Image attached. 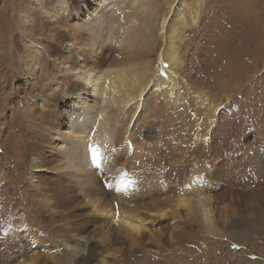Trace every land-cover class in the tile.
<instances>
[{
	"label": "rangeland",
	"instance_id": "rangeland-1",
	"mask_svg": "<svg viewBox=\"0 0 264 264\" xmlns=\"http://www.w3.org/2000/svg\"><path fill=\"white\" fill-rule=\"evenodd\" d=\"M22 1L28 12L32 0ZM90 1L92 7L100 2ZM179 2L199 15L181 46L184 67L174 85L179 105L173 106L174 96L154 98L144 117L126 120L140 160L120 153L118 142L109 162L112 174H97L100 186L89 199L74 186L70 174H75L62 172L63 158L45 142L51 139L35 130L58 122L49 118L60 114L62 99L44 89V75L26 77L13 69L11 53L24 56L25 49L12 51L9 44L5 58L0 49V264H264V0H176L174 7ZM9 8L0 0V12ZM111 55L106 53L105 63ZM224 55L238 71L220 77L213 69ZM197 96L222 105L209 115V127ZM32 145L40 149L45 168L34 184L26 176ZM197 181L212 199L207 207L212 230L199 212L180 204ZM96 199L116 213L125 209L119 205L135 203L146 236L135 241L125 234L94 261L79 256L65 262L54 245L77 233L69 224H90L92 234L105 223L92 213ZM160 211L172 216L159 219Z\"/></svg>",
	"mask_w": 264,
	"mask_h": 264
},
{
	"label": "bare ground",
	"instance_id": "bare-ground-1",
	"mask_svg": "<svg viewBox=\"0 0 264 264\" xmlns=\"http://www.w3.org/2000/svg\"><path fill=\"white\" fill-rule=\"evenodd\" d=\"M31 2L30 10L25 12L20 6L22 0H4L10 8L0 12V49L7 50L9 44L13 45L12 51L25 49L24 56L11 53L13 69L26 77L39 74L40 78L44 75L48 82L44 89H52L62 99L60 114H52L49 118L58 119V122L35 130L38 136L46 135L51 139V143L48 139L45 142L63 158L62 172L74 173L75 176L70 174L74 186L88 198L96 188L99 189L97 174L101 178L112 174L109 162L116 154L118 142L121 144L120 153L130 154L134 162L140 160L126 120L137 121L144 117L146 111L143 109L154 98L174 96L173 106L179 105L174 85L178 87L184 67L181 46L189 29L199 24L198 10H189L180 2L174 7L176 0H164V6L157 0H100L93 3L95 7L90 0ZM246 3L249 4V0ZM67 20L69 24H65ZM108 52L113 54L112 59L105 63ZM224 58L220 67L213 69L220 77L231 76L238 71L232 57L224 55ZM46 62L48 67L45 69L43 65ZM194 99L202 108V118L209 127V115H216L222 105L216 107L207 96H203L202 101L198 96ZM45 116L49 117L48 114ZM122 126L127 129L120 132ZM30 149L26 176L34 184L38 183L39 173L45 168L37 145ZM141 152L146 153L145 149ZM196 183H192V196L180 198V204L199 212L201 220L212 230V216L207 208L212 199L205 195L204 185L199 181ZM98 199L92 202V213L94 218L97 216L105 223L97 226L92 234L87 232L90 224H69V229H75L77 233L65 235L54 245L57 246L56 253L64 257L65 262L79 256H88L94 261L112 249L115 242H123L125 234L132 235L135 241L146 236L143 219L135 203L122 207L118 204L115 206L118 210L125 209L116 213L117 210H109L110 203L106 200L105 203L98 202ZM157 214L159 219L172 216L169 211Z\"/></svg>",
	"mask_w": 264,
	"mask_h": 264
},
{
	"label": "snow or ice",
	"instance_id": "snow-or-ice-1",
	"mask_svg": "<svg viewBox=\"0 0 264 264\" xmlns=\"http://www.w3.org/2000/svg\"><path fill=\"white\" fill-rule=\"evenodd\" d=\"M93 159L95 160V157H93Z\"/></svg>",
	"mask_w": 264,
	"mask_h": 264
}]
</instances>
